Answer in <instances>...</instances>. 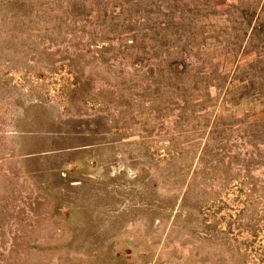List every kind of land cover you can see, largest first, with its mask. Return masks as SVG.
Listing matches in <instances>:
<instances>
[{
  "label": "rangeland",
  "instance_id": "rangeland-1",
  "mask_svg": "<svg viewBox=\"0 0 264 264\" xmlns=\"http://www.w3.org/2000/svg\"><path fill=\"white\" fill-rule=\"evenodd\" d=\"M0 264H264V0H0Z\"/></svg>",
  "mask_w": 264,
  "mask_h": 264
}]
</instances>
